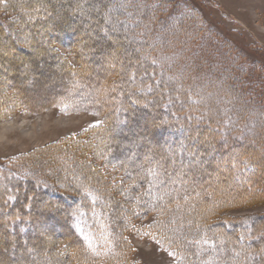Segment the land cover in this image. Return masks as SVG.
<instances>
[{"label":"trees","instance_id":"trees-1","mask_svg":"<svg viewBox=\"0 0 264 264\" xmlns=\"http://www.w3.org/2000/svg\"><path fill=\"white\" fill-rule=\"evenodd\" d=\"M43 1L47 5L36 12L33 5L38 0H0V44L13 49V57L28 59L35 46L26 39L39 34L36 46L56 61L60 59L54 46L67 47L78 67L66 60L61 63L79 85L56 93V99L42 107L65 101L70 104L68 109H76L72 102L81 100L74 95L83 88L88 90L83 98L88 99L78 107L102 115L103 122L89 138L43 146L34 152L38 159L36 154H26L21 161H0V175L7 186L0 199V239L11 240L19 250L31 249L19 258L45 251L43 264H135L128 234L135 221L153 215L148 232L159 239L162 247L170 249L176 264H248L250 258L257 260L255 264H264V213L248 218L223 214L228 207L264 202V124L254 123L250 114V107H254L264 121V100L246 89L243 78L248 70L246 63L240 62L241 53L234 54L228 40L219 41L218 36L205 34L186 0ZM171 1L174 4L168 5ZM81 2L87 8H98L92 16H98V25L104 28L96 32L97 37L106 36L111 27L128 26L130 33L144 35L145 41L138 39L142 44L134 43L136 51L126 57L113 55V40L94 44L85 30L90 26V14L72 10ZM53 3L58 6L54 8ZM129 11L134 13L136 23L120 22V18L130 15ZM173 20H178L176 28L159 35ZM207 36L208 44L203 41ZM115 38L117 44H124L119 36ZM105 47L110 51L99 56ZM167 52L173 55L168 65L161 59ZM8 58L7 53L0 52V63ZM104 64L111 65L95 70V66ZM12 72L0 67V117L19 109L34 111L22 88L14 83L18 72ZM203 80L208 85L204 89L207 94H216V87H223L230 94L223 97H231L240 107L230 110L207 102V108L200 103ZM191 82L196 86L191 88ZM127 102L131 110H126ZM139 102L147 104L148 110ZM139 109L154 115L150 125L141 127L160 134L155 140L160 147L134 151L131 170L130 160H112L121 148L115 145H120L125 135L104 142L101 148H109L105 154L96 148L116 124L125 129L132 126ZM133 142L142 144L140 140ZM202 154L215 159L217 165L202 160ZM47 158L58 168L68 165L74 171L86 170L91 182L75 186L61 182L58 176L32 180L42 163L49 164ZM189 160L195 161L192 166L210 173L180 170ZM104 165L111 175L105 173ZM153 171L155 178L150 174ZM167 176L181 182L171 186L164 183ZM232 177L236 184L230 182ZM154 182L158 184L154 192L163 193L158 201L150 189ZM25 194L33 199H26ZM42 202L49 207L42 208ZM31 238L41 242L34 245ZM13 249L8 243L0 249V264L4 258L16 261V256H10ZM231 251L236 253L235 259Z\"/></svg>","mask_w":264,"mask_h":264},{"label":"rangeland","instance_id":"rangeland-1","mask_svg":"<svg viewBox=\"0 0 264 264\" xmlns=\"http://www.w3.org/2000/svg\"><path fill=\"white\" fill-rule=\"evenodd\" d=\"M62 1L70 2L72 0H61V2ZM186 1L191 6V8L194 9L193 12L195 13H193V17H198L199 25L204 26L205 34H209L210 32L212 35L218 36L219 41H223L224 39L228 40L232 48L235 50L234 54L241 53L242 57L240 62L246 63V69L248 70L247 76L243 78L244 83L246 84V89L249 91L251 90L252 93H254V96L258 97L259 95L260 99L264 100V95H261V93L264 94V0ZM81 3H78L80 5H76L77 7L73 8L72 10L80 14L82 13L83 15L90 14V19H88L87 21V24H89L90 22V26H86L87 29L85 28V30H87L86 32L91 35V39L94 44L98 45L102 44L105 40H113V55L118 54L121 57H126L132 55V53L136 51L137 47L134 43H140L141 45L142 42L145 41L144 35L139 37L138 35H136L135 32H133V34L130 33L128 26L118 28L115 27V30H113L114 27H111V29H107L110 31V33H108L106 36L97 37L96 32H99L104 28L103 25H98V16H92V14L96 12V10L98 11V8L93 5L88 6L87 8L84 4L85 2L82 3V5ZM152 4L154 5V3ZM173 4L174 2L172 1L168 3V5ZM45 5H47L45 1L38 0V2L33 5V9L35 8V11L39 12V10L43 9ZM53 5L54 8L58 6V4L56 3H53ZM110 8L114 9V6L111 5ZM129 13V16L125 15V17L123 19L120 18L119 21H130L132 24H134V22L136 23V20L134 19V13H131L130 11ZM104 14L102 13V15ZM177 22L178 20H173L165 27V29L159 31V35L165 34V32H172L176 28ZM43 33H45V31H42V34ZM203 33L204 32H202V34ZM116 36H119L118 40H122L124 42L123 45L121 43L117 44V39L115 38ZM40 37L41 36L38 34L37 38L26 39V42H29L28 44L35 46L34 52L30 54L28 59H26V57H23L22 55H20L22 59H17L16 57H13L12 52H14V50L10 49V47L6 48L4 46H1L0 44V52L7 53L9 56L8 61L6 60L5 62L3 61L2 63H0V67L6 68L7 71L9 70V73L12 71L14 73L18 72L17 77H15L16 81L14 83H16L22 88L23 92L28 97V103L34 107L33 112H28L19 109L16 110L14 113H10V115L0 117L1 162H14L16 158H20L21 161L22 156H26V154L35 155L36 153L34 154V152L39 149H42L43 146L45 147L46 145L53 144L56 141L66 142L74 140L75 138H89V136H93V133L96 128L103 122L102 115L79 108L81 107V103H86L88 99L83 98V94L88 92V90L84 91L83 88L81 90L79 88L77 94L74 95V98H76V96L78 95L79 99L81 100H78L77 102H72L73 106L77 107L76 109H68L67 107L70 104L65 101H61L63 104L58 106L42 107L45 106L46 103H48L50 100L56 99V93L64 91V89H74L79 85V83L77 82L76 77L66 73L65 67L61 63V60H66L70 64L74 65V67H78L76 58L73 56L72 51H70L67 47L63 46L62 44L54 46L56 56L60 59L56 61L54 59L55 57L47 55L45 50L41 49L39 46H36V42L40 39ZM156 38L157 37L154 38L155 43L158 42V38ZM138 39H140V41L142 42L137 41ZM207 39L208 36L203 40L206 44H208L209 42L207 41ZM180 40L181 38L179 39V41ZM107 47L103 49V52L100 53L99 56H102L103 54H106V52L110 51V49H107ZM191 56L192 54H190L189 59L193 58ZM172 57L173 55L170 52H167L166 55H162L161 59H163V62L165 61L168 65ZM109 65L111 64H104L103 67H99V65L95 66V70L99 71L102 68L108 67ZM172 73L174 74L177 72L173 70ZM222 77H224L225 79V74H223ZM204 80L207 79L204 78ZM204 80L201 81L204 85L202 87V92H200V103L206 104L207 102H209L210 105H215L219 106L220 108H227L230 110H235V108L240 107V105L238 103H235L231 97H228L230 96V94L227 93L226 89L223 87L217 86L215 89L216 94H207L205 92L206 90L204 89H206L208 85ZM4 82L5 81H2V83ZM191 83H193L190 86L191 88L193 87L192 85L196 86L195 84H197L194 82ZM134 85L138 86V82L136 80L134 82ZM8 87L10 88V85L7 86V89ZM8 94H12V91H8ZM164 94L165 96H167L166 93ZM226 94L228 96L223 97ZM68 96L71 97L70 95ZM165 96H163V99H165ZM138 105L142 106L141 108L145 106L144 109L148 110L146 108L147 104L139 102ZM152 107L157 108V105H154ZM208 107L209 106L207 105V108ZM125 108L126 110H131L129 102H127ZM250 108L253 109L250 114L253 117L254 123L257 122V125L264 124V121H261V116H258L256 114V108ZM137 114L138 115L132 119V126H128V128L125 129L119 127L118 124H116V129L113 130L105 140H103L99 144L97 143L98 147L96 145V149H98V151L102 154H105L109 152V148H101V145H103L104 142H113L116 139H119L121 135H125L126 139L123 140L120 145L119 143L118 145H115L116 147L119 146L121 148H118L117 154L115 156L116 158L113 157L112 160H130L131 164L129 168L131 170L133 169L134 165V158L132 156V153L134 151H145V149L151 151L153 149L158 148L159 146L155 144V140L157 139V137L160 136V134L156 135V131H146L141 127L145 124L150 125L151 121L154 120V115L151 116V114H146L140 109L137 111ZM136 140L142 141V144L136 145V142H133ZM90 145H92V143ZM179 146L182 147L183 144ZM174 148L176 149V146L173 147V149ZM38 156L39 155L36 154L34 157H37L36 159H38ZM205 156L206 155H204L202 160H204L205 162L208 161L211 165H217L215 159H210ZM175 158L177 159V156H175ZM46 160L47 162L49 161V164H45V162L42 163L41 168L38 169V175H36V177L34 178L32 177V180L35 181L39 178L42 179L45 176L51 180L54 177L58 176L61 182L72 183L75 186H80L85 183L91 182V178H89L87 171L84 169L74 171L70 167H68V165L67 167L62 166V168H58L55 166L56 164L54 161H50L49 158H47ZM39 161L40 160L36 162L39 163ZM220 162H222V160ZM193 163H195V161L189 160L188 165H185L187 163H185L184 165L182 164L179 169H189L193 174L196 171H199L204 174L210 173V170H204L202 169L203 167H198L196 165L192 166ZM103 170L109 175H111L112 173H110V168H108L107 165L103 166ZM24 173L25 175L31 177V175H29L31 174L30 172L24 171ZM150 174L153 175V178L156 177V175H154V171ZM167 177L168 178L164 181V183H167L171 186H177L181 182V180H176L171 176ZM2 181L3 180L0 175V199L4 197L5 190L7 191V186H5ZM230 182L232 184L237 183L235 182L234 177L230 179ZM197 183L200 184L199 182ZM153 187H158V184L154 182V185L151 186L150 189L154 192ZM161 193L157 192L156 194L154 192L156 201L160 199ZM261 213H264V202L261 204L258 203L254 206L248 205L245 207L237 208L236 206L228 207L225 208L223 212L224 215L232 218H248L250 216ZM152 216L153 215H149L147 217H143L142 219L135 221L134 229H132V231H130L128 234L129 240L131 241L133 246L131 261L132 263L135 262V264H139L140 262H138L134 254L141 253L142 256H145V258L147 259V263L142 262V264H176V257L170 251V249L162 247L159 239L149 234L147 225L150 224V222L152 221ZM29 241L34 245H36V243L41 242L33 238L29 239ZM7 243L10 244V246H13V248L15 247V249H13L10 253V256H16V261L6 260L4 258V261L2 260V264H29V261H33V263L35 264H43L42 261L45 258V251L38 250L37 253H35L36 255L30 252L27 257L23 259L19 257L24 256L26 252L28 253V251H31V249L26 248L19 250L16 247V243L11 242V240L9 239H0V249H3V247ZM135 250L137 251L135 252ZM231 254L235 259L236 253L231 251ZM247 263L255 264L257 263V260H253L252 258H250L247 259Z\"/></svg>","mask_w":264,"mask_h":264},{"label":"crops","instance_id":"crops-1","mask_svg":"<svg viewBox=\"0 0 264 264\" xmlns=\"http://www.w3.org/2000/svg\"><path fill=\"white\" fill-rule=\"evenodd\" d=\"M137 250H135L136 252ZM134 256L136 257V259L138 260V262H140L139 264L143 263H147V259L145 258V256L143 257L141 253H135Z\"/></svg>","mask_w":264,"mask_h":264},{"label":"snow or ice","instance_id":"snow-or-ice-1","mask_svg":"<svg viewBox=\"0 0 264 264\" xmlns=\"http://www.w3.org/2000/svg\"><path fill=\"white\" fill-rule=\"evenodd\" d=\"M124 6H125V5L121 4V7H124ZM113 30H115V27H114ZM25 198H26V199H29V200H32V199H33V197H29V196H27V194H25ZM41 207H42V208H47V207H49V205H48L47 203H43V202H42Z\"/></svg>","mask_w":264,"mask_h":264}]
</instances>
